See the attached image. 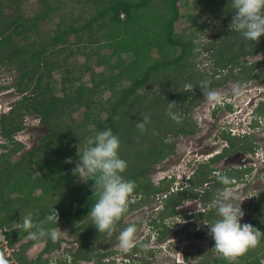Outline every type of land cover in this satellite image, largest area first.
I'll return each mask as SVG.
<instances>
[{
  "label": "trees",
  "instance_id": "1",
  "mask_svg": "<svg viewBox=\"0 0 264 264\" xmlns=\"http://www.w3.org/2000/svg\"><path fill=\"white\" fill-rule=\"evenodd\" d=\"M188 1L35 0L39 7L26 15L23 0H0V68L18 70L12 87L22 94L11 110L0 116V135L5 139L0 152V238L3 235L12 249L6 255L5 239H0V257L7 264H47V255L61 247L59 239H29L21 227L26 214L45 228L57 227L47 222L52 206L58 210V224L65 223L77 243L73 251H64L70 252L72 260L97 259L101 263L114 253L104 252L106 242L115 239L123 225H129L123 224L127 213L150 205L158 191L168 193L170 182L165 179L154 184L149 172L173 151L175 144L167 140L169 135L196 132V123L188 116L196 99L231 80L246 84L260 78L256 70L262 63L245 58L264 49V35L255 42L245 41L233 29L232 0ZM7 7L11 14L5 13ZM183 7L193 11L185 15ZM184 15L188 23L179 26ZM54 16L53 26L41 30L42 23H51ZM208 17L220 19L223 26L203 44L210 64L201 69L198 65L204 61L196 51L197 39L207 29ZM92 63L103 66L104 71L96 72ZM201 81L209 82L206 89L200 87ZM187 83L194 86L192 90L185 89ZM155 85L157 90L151 92ZM105 92L109 94L105 96ZM77 111L79 115L74 116ZM169 111L181 119L173 120ZM254 114L264 115V101L258 103ZM26 116L37 117L47 132L37 145L12 161L24 148L14 136L23 129ZM145 116L149 119L141 131L138 123ZM104 127H110L120 139L119 154L127 161L122 175L136 183L128 209L111 234L98 232L91 224L88 212L98 199L95 182L82 181L73 174L87 139ZM228 139L232 147L239 143ZM211 171L209 163L200 165L190 188L168 193L166 203L150 221L159 231L158 238L169 231L167 226L159 229L158 220L177 213L175 206L183 200L197 197L192 187L212 179ZM234 173L225 172L230 178ZM213 180L201 196L204 205L226 186L218 177ZM139 194V199H131ZM205 214L209 222L218 218L211 208ZM251 215V224L264 232V192L253 204ZM42 241L40 252L28 259L27 249ZM146 243L142 240L132 249L144 252L141 245ZM259 243L263 245L260 249L257 244L235 258L218 253L211 264H235L241 258L240 264H264V237ZM207 260L199 264H209ZM57 264L66 262L58 258Z\"/></svg>",
  "mask_w": 264,
  "mask_h": 264
},
{
  "label": "rangeland",
  "instance_id": "2",
  "mask_svg": "<svg viewBox=\"0 0 264 264\" xmlns=\"http://www.w3.org/2000/svg\"><path fill=\"white\" fill-rule=\"evenodd\" d=\"M196 1L197 0H189L188 4L196 3ZM22 3H23V7H22L23 13L26 15L27 13L28 15L30 13H33L36 10V8L39 7L38 4L35 3V0H23ZM33 3L35 4V7L32 6ZM75 9L77 10L78 8L76 7ZM181 11L184 12V14L186 15L188 12H191L193 10H189L187 7H183ZM5 13L11 14L12 13L11 9L7 7L5 9ZM208 19H210V17H208ZM53 20L54 21H52L51 23L49 22L42 23L41 30H47L51 28L53 26V23L56 21V16L53 17ZM187 23L188 20L185 16L181 19L179 26L186 25ZM222 23L223 21H221L220 19H214V18L210 19L207 29L205 30V32L201 33L199 39H197L198 49L196 51H199L200 53L199 57L204 61L203 63H200L198 65V68L202 69L205 68L206 66H209L210 60L207 59L208 52L203 48L204 46L203 44H205V42L207 41H210L214 34L221 31L223 26ZM262 41L264 42V37L262 38ZM177 52L178 51L176 50L175 53L177 54ZM172 54L173 51L170 49L168 55L171 56ZM245 60L249 62L260 61L262 63L256 70V73L260 75L259 79H254L253 81H250L249 83L246 84L239 83L235 80L228 81L227 83L219 85L217 88H214L212 90L219 92L223 95L224 99L220 103L209 101L207 98V94H205L203 99L198 100L197 98L196 99L197 103H195L194 106L190 109L188 116L191 121L193 120L196 123L197 126V130L195 132V138L201 139V142H199L200 140L199 139L198 142H196L197 144L195 143L196 146L201 143L203 147H207V146L211 147L214 143L217 144L215 148L216 150L217 149L222 150L226 144L221 134L223 128L229 126V124L234 123V125L238 127L239 132L243 131L245 128V122H247L246 120H251V118H253L254 120L253 125H256L255 122H257V124L259 125L257 127L259 129L255 128L254 131V132H258V134L257 133L255 134L259 136L262 133L261 131L263 124L260 123L259 121V119L261 118L258 119L257 116H255L254 109L257 106L258 102L264 99V49H262L254 56L246 57ZM93 62H95V59H93ZM92 64L96 72L104 71L103 66H97L95 63ZM1 68L3 69V72H0V84L10 83L11 85L13 82L16 81L18 70H16L15 68H12L10 70L6 66H1ZM58 77L59 74L55 72V78ZM87 78L88 76L85 77V79ZM236 87L240 89L239 95H236L233 92V89ZM8 90L0 91V109L2 108L1 110L7 109L8 105L14 99L19 98V95L16 94L14 88H10ZM156 90H157V85L152 87L151 92H154ZM6 92L7 94H5ZM8 92H10L11 95ZM108 94H109L108 92H105V96H107ZM227 105H230V108H228ZM214 109H217L215 114H213ZM79 113L80 112L77 111L73 115L78 116ZM228 118L231 119V123H229ZM25 126L27 127L22 132L20 131L17 136L20 142H22V144L24 145V148L11 157L12 161H15L20 155H22L23 153L27 152L29 149L37 145L40 139L47 132L44 126L39 125V120L37 117L27 116L25 119ZM185 136L186 135L184 134H180L179 136L171 137L169 135L167 137V140L169 142H174L175 145L173 151H171V154H169L167 158H165L161 163H158L150 170L149 178L152 180L154 184H157L158 182H161L163 178H169L170 176H173L174 173H176L178 176L177 179L178 181H176L174 185L177 186L179 182L183 181L182 178L184 176H182V172L186 173V169H188V171L191 170V167H188L189 163L187 164V162L189 161L190 153L188 152L187 145H185L186 142ZM260 144L264 148V142ZM209 151L210 148H205L203 155L200 156V158L202 159L209 158L208 157ZM258 152L259 153L263 152V157H264L263 149H259ZM175 157H177L176 160L173 163H171L170 161L172 159H175ZM182 157L184 158L185 161L182 160ZM238 166H239L238 164L237 165L232 164L223 167L219 164L216 166L214 165L213 169H219L223 171V168L224 170L226 169L228 170L231 168L236 170L235 168ZM252 168H253V170H251L252 178L250 176L249 181L248 180L245 181V176L242 173L239 178L235 179L233 185L226 187L229 188L231 191H233V193L237 197V199L233 201L234 203H239L241 201V207L245 211V215L241 221L242 223L245 222L251 223L252 220L249 217V213L252 214V204L256 202V198L259 196V194H261L259 192H264V170L260 171L259 170L260 168L258 166L257 167L254 166ZM37 173L38 172H35V174ZM35 193L40 194V190H37ZM159 198L160 196L158 197V199ZM156 203H157V198L155 197L150 205H144L136 210L130 211L123 219V224L136 223L137 226L136 240L139 243L141 240H147V243L145 244L147 247L146 248L144 247V252L136 251L137 256L134 258V261L132 260L130 261L131 256H128L129 254L125 256L124 253L126 254L127 252H124L119 248V241H118L119 233H118L115 239L107 241L105 247L103 248L104 252H109V251L114 252L113 254H108L106 256L108 257L109 262L111 260L112 261L111 264H199L200 262H202V260H205V258H207L208 263L211 264L212 258L215 257L219 252L214 247V240L208 234L207 225L203 226L202 232L205 234L203 235V237L200 238L195 235L196 226L193 227L194 224L192 225L189 224V226L188 225L185 226V223H183L184 221H182V219L185 221L188 219L179 217V219L175 220L173 223L169 219H167L162 221L161 224L163 223L162 224L163 226L169 225V227H166L169 228V231H166V234L162 235V238L160 240L156 239L157 232H154L153 229H150L151 218L152 219L156 218L161 210L159 209L155 211L153 209ZM195 203H198V201L197 202L190 201L189 203L185 204L184 208L186 210H183L182 212H187V207L189 208L193 206ZM22 206L25 207L24 205ZM199 208L200 206L198 204V207L195 210ZM25 216L29 217L30 214H26ZM189 220H191L190 223L193 222L192 219ZM178 221L179 222L182 221V225L179 224ZM162 225H160L159 229L163 227ZM176 225H179L177 226L178 227L177 230H176L177 228ZM8 226L5 225L6 230L10 229V226L9 227ZM55 228H57V230L59 231L58 239L62 244V248H64V250L73 251L74 245L72 243L74 242L73 240L74 237L68 233L66 224L60 222V224H58V226ZM124 228L125 225H123L122 230ZM262 230L264 231V224ZM3 237L4 236L2 235L1 238ZM143 238H147V239H143ZM19 243L20 242H18L17 245ZM43 245L44 242L42 241V242H37L34 245L30 246L25 252L26 257L28 259L35 258L36 255L42 249ZM262 246H263L262 244L258 243V247H259L258 249H260ZM4 247H5L6 255L12 251V249L6 244V241ZM128 252L132 254L134 253V250L131 249ZM68 253L70 254L69 251L65 252L60 250L59 252H53L52 254L54 256L56 255L55 258L56 257L59 258L62 256H69ZM183 253H185V256ZM182 254L184 258L182 257ZM95 261H96L95 264H101L99 263L98 260L95 259ZM242 262H243V258L237 259L235 264H240ZM261 262L264 263V257L262 256H261Z\"/></svg>",
  "mask_w": 264,
  "mask_h": 264
},
{
  "label": "clouds",
  "instance_id": "3",
  "mask_svg": "<svg viewBox=\"0 0 264 264\" xmlns=\"http://www.w3.org/2000/svg\"><path fill=\"white\" fill-rule=\"evenodd\" d=\"M231 7L234 13L231 22L233 29L240 33L245 41H258L264 35V0H232ZM0 72H3L2 68H0ZM208 83V81H201L200 87L206 89ZM7 87L14 88L10 83L0 84L1 90ZM193 87L191 83L185 84L186 90H192ZM233 92L239 95L240 89L236 87ZM16 94L21 98L22 94L20 95L17 92ZM19 98L14 99L7 109L1 110V108L0 116L3 113H8L12 108L13 102ZM207 98L209 101L216 103H220L224 99L223 95L216 91H208ZM169 116L176 121L181 119L178 114L171 111H169ZM148 119L145 116L138 123L141 131L144 130ZM26 127L24 120V127L20 131L22 132ZM19 132L14 136L18 141H20L17 137ZM0 138L1 152L3 150L1 144L5 143V139L2 135H0ZM120 143L119 137L113 133L112 129L104 127L103 130L97 131L94 136L87 139L86 147L82 154L79 155V162L73 169V174L77 175L82 181L93 180L95 182L93 188H96L98 192V199L88 213H90L92 219L91 224L96 226L98 232H107L108 234L115 231L117 222L126 213L130 202L129 198L136 188L135 181L125 179L122 175L127 168V161L121 158L119 154ZM68 162L71 163L70 158ZM218 179L224 185L231 184V178L226 174L219 175ZM140 197V194L137 196L133 195L131 199L137 200ZM236 199L237 197L229 188L218 189L209 204V207L215 210L218 218L210 223H204L207 225L208 234L214 240L215 249L226 258H235L244 254L248 249L256 247L260 239L264 237V232L259 228L251 223L241 222L245 211L241 207V201L239 203L233 202ZM58 220V210L52 206L47 215V222L58 225ZM21 227L28 233V238L32 240L50 238L52 241H56L59 238L57 228H45L35 223L30 217L24 219ZM150 227V229H153L152 226ZM153 230L157 232L156 239L160 240L161 238H158L159 232L156 229ZM136 232V223H130L119 232V248L122 251L128 252L139 243L136 240ZM1 240H4V237ZM141 247L146 248L147 246L141 245ZM51 256V254L47 255V264H57V260L56 262L50 260ZM59 258H62L66 264H71L72 262L70 255ZM0 264H7V260L0 257Z\"/></svg>",
  "mask_w": 264,
  "mask_h": 264
},
{
  "label": "flooded vegetation",
  "instance_id": "4",
  "mask_svg": "<svg viewBox=\"0 0 264 264\" xmlns=\"http://www.w3.org/2000/svg\"><path fill=\"white\" fill-rule=\"evenodd\" d=\"M8 89H10V88L7 87L4 90H8ZM0 91H2V90L0 89ZM8 93L11 95L10 92H8ZM5 94H7V92ZM261 101H264V99H262ZM213 114H215L214 111H213ZM257 118L258 119L261 118V119H259V121H260V123L263 124L262 131H261L262 133L259 136L255 134V133L258 134V132H254L255 128H257L259 125L257 124V122L255 123L256 125H253V123H254L253 118H251V120H246L247 121V122H245V128L246 129L244 128L243 131L239 132L238 127L235 126L234 123L229 124V126H226L225 128H223L221 134H222V137L225 140L226 144L222 150H220V149L216 150L215 148H216L217 144H214V143L211 147L210 146L203 147L201 145V143L196 146L195 143L198 142V140L200 138H195V133L185 136V140H186L185 145H187L188 152L190 153L189 161L187 162V164L189 163L188 167H191V170L188 171V169H186V173L182 172V176H184L182 178L183 181L179 182L177 184V186L174 185V183H176V181H178L177 180L178 176L176 173H174L173 176H170L169 178H163V180L167 179L169 182L171 181L170 185H169L168 193L169 194L178 193V192L183 191L187 188H190L192 185V179L194 177L195 171L197 170V168L200 165H202L204 163H209L210 167L212 168V171L210 172V177L212 179H210V180H208V181H206V182H204V183H202L196 187H192V190L195 193H198L197 197L188 198L186 200H183L181 203L177 204L175 206L177 213L169 214L168 216H166L163 219V221L169 219L173 223L175 220H178L179 217H182L184 219H188L186 221L182 219V221H184L183 223H185V226L186 225L189 226V224H191V225L194 224L193 227L196 226L195 235L200 237V238L203 237V235L205 234L202 232L203 226L205 225L204 223H210L209 220L206 221L203 216L205 213H207V211L210 209V207H209V204L204 205L202 203L203 201H201V196L203 193H205L211 187V185L214 184L213 178L214 177L217 178L219 175L225 174V172H227V171L235 172L234 175H232L231 184L226 185L224 187V188H226L228 186L233 185V182L235 181V179L239 178L242 173L245 176V181L246 180L249 181L250 176L252 178L251 170H253L252 167H254V166L255 167L258 166L260 168L259 169L260 171L264 170L263 152H261V153L258 152L259 149H263V151H264L263 146L260 144V143L264 142V115L258 116ZM262 118H263V120H262ZM229 123H231V119H229ZM257 129H259V128H257ZM228 138H231V139H233L234 142H239V143L237 145H233V147H232V145H230V141ZM199 142H201V139L199 140ZM240 145H242V146L239 147ZM205 148H210V151L208 153L209 158L202 159V158H200V156L203 155ZM232 148H233V150H230ZM223 152H224V155L221 158L220 155ZM176 158L177 157H175V159H172L170 162L173 163L176 160ZM182 160L185 161L183 157H182ZM219 164L223 167H226V166L232 165V164H236V165L238 164L239 166L235 168L236 170L231 169V168L228 170L227 169L224 170V168H223V171L219 170V169H213L214 165L216 166ZM256 170H257V168H256ZM239 171H241V174ZM161 182H158L157 184H160ZM168 193L165 191H158L156 193L155 197L157 198V203L155 204V207H153V209L155 211L162 209L163 205L166 203L165 198L168 196ZM259 193H263V192H259ZM215 194L213 195V198L215 197ZM159 196H160V198L158 199ZM257 199H258V197L256 198V200ZM190 201H194V202L198 201V203H195L193 206H191L189 208L187 207V212H182L183 210H186L184 208V205L189 203ZM198 204H199L200 208L195 210L198 207ZM252 206H253V204H252ZM186 213H188V214H186ZM205 215H207V214H205ZM249 217L251 218V220L253 219L250 213H249ZM189 219H192L193 222L190 223L191 220H189ZM151 220H153V219L151 218ZM182 221L181 222L178 221L179 224L182 225ZM158 223H161V220H158ZM150 226H152L151 223H150ZM177 226H179V225H176V227ZM177 229H178V227L176 228V230ZM72 244L74 245V248L77 247L76 242H73ZM60 250L64 251V248H62V245L59 249H56L53 252H59ZM53 252H51V255L53 256V258L51 256L50 260H52V262H56L57 257L55 258L56 255L54 256L52 254ZM183 254L185 256V253H183ZM183 254H182V257H183ZM124 255L125 256H127V255L131 256L130 261L131 260L134 261V258L137 256L136 252H134L132 254L127 252L126 254L124 253ZM102 261H104V262H101V264H111L110 262H112L111 260L109 262V259L106 256L102 259ZM71 263L72 264H95L96 261H95V259H89V260L81 259V260H72Z\"/></svg>",
  "mask_w": 264,
  "mask_h": 264
}]
</instances>
